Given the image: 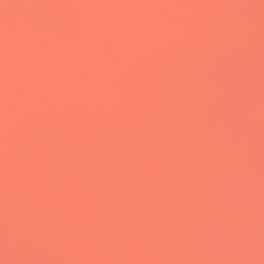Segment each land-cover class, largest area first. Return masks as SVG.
Listing matches in <instances>:
<instances>
[{"label":"water","instance_id":"water-1","mask_svg":"<svg viewBox=\"0 0 264 264\" xmlns=\"http://www.w3.org/2000/svg\"><path fill=\"white\" fill-rule=\"evenodd\" d=\"M0 259L264 264V0H0Z\"/></svg>","mask_w":264,"mask_h":264},{"label":"clouds","instance_id":"clouds-1","mask_svg":"<svg viewBox=\"0 0 264 264\" xmlns=\"http://www.w3.org/2000/svg\"><path fill=\"white\" fill-rule=\"evenodd\" d=\"M0 264H8L6 259H0Z\"/></svg>","mask_w":264,"mask_h":264}]
</instances>
